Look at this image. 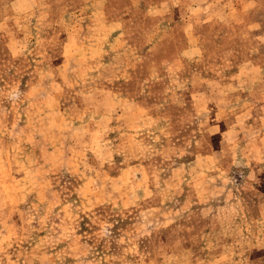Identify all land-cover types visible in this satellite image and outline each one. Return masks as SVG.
Segmentation results:
<instances>
[{
  "label": "rangeland",
  "instance_id": "1",
  "mask_svg": "<svg viewBox=\"0 0 264 264\" xmlns=\"http://www.w3.org/2000/svg\"><path fill=\"white\" fill-rule=\"evenodd\" d=\"M0 264H264V0H0Z\"/></svg>",
  "mask_w": 264,
  "mask_h": 264
}]
</instances>
